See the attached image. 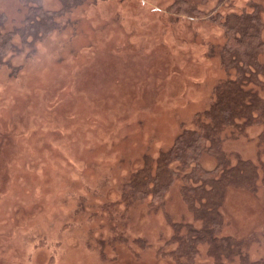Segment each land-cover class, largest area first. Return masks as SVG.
Here are the masks:
<instances>
[{
    "label": "rangeland",
    "instance_id": "obj_1",
    "mask_svg": "<svg viewBox=\"0 0 264 264\" xmlns=\"http://www.w3.org/2000/svg\"><path fill=\"white\" fill-rule=\"evenodd\" d=\"M27 12L0 0L1 32L21 28ZM229 15L264 24V0H86L33 47L15 39L21 50L0 61V264H175L161 250L174 223L193 216L182 179L163 207L153 181L229 77ZM222 137L231 165L262 162L258 187H228L220 207L222 235L249 244L253 264L264 259V126ZM135 180L152 193H132ZM199 250L194 264H215Z\"/></svg>",
    "mask_w": 264,
    "mask_h": 264
},
{
    "label": "trees",
    "instance_id": "obj_2",
    "mask_svg": "<svg viewBox=\"0 0 264 264\" xmlns=\"http://www.w3.org/2000/svg\"><path fill=\"white\" fill-rule=\"evenodd\" d=\"M20 1L28 10L23 26L4 34L0 24V61L9 52L21 50L15 45L17 37L24 48L33 47L39 39L60 30L64 23L61 19L86 0H59L60 8L55 11L46 10L42 0ZM186 5L179 3L181 7ZM222 24L227 38L221 60L229 77L215 88L210 108L196 115L193 129H184L173 147L162 154L153 181L151 193L162 206L167 189L182 179V198L193 216L191 222L174 223V236L161 250L175 264H194L199 246L203 245L215 264H228L236 259L240 264H250L249 244L222 235L224 216L220 207L228 187H258L262 162L239 159L236 165H231L230 155L223 150L222 134L229 131L245 135L252 125L264 126V98L260 94V89H264V67L259 61L264 54V24L258 17L245 15H229ZM204 154L217 159L213 169L202 166ZM175 163L177 168L172 166ZM134 190L132 193L142 195L140 198L151 194L139 189L136 180ZM253 264H264V259Z\"/></svg>",
    "mask_w": 264,
    "mask_h": 264
}]
</instances>
